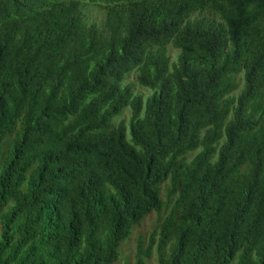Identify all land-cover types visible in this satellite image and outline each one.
Segmentation results:
<instances>
[{
  "label": "trees",
  "instance_id": "1",
  "mask_svg": "<svg viewBox=\"0 0 264 264\" xmlns=\"http://www.w3.org/2000/svg\"><path fill=\"white\" fill-rule=\"evenodd\" d=\"M50 1L0 0L11 110L52 109L35 147L58 163L27 174L2 149L0 264H115L153 212L134 264H264V0ZM92 9L120 16L112 43Z\"/></svg>",
  "mask_w": 264,
  "mask_h": 264
},
{
  "label": "clouds",
  "instance_id": "2",
  "mask_svg": "<svg viewBox=\"0 0 264 264\" xmlns=\"http://www.w3.org/2000/svg\"><path fill=\"white\" fill-rule=\"evenodd\" d=\"M39 1H43V3L45 4L54 3L50 0ZM60 1L61 0H58V2L56 3H59ZM88 17L89 16L86 15L84 19L87 22V29L94 32L98 37H106L107 42L112 43L115 39L116 30L121 27L120 16L111 15L109 12L108 14L104 13L99 15V18L97 20H94L91 17H89V19ZM175 52L177 55L178 51ZM167 53L168 54H166V56L169 59V63L176 61V55L172 54L173 51L170 52V50H168L167 48ZM162 62L164 65L167 64L166 57L163 54ZM90 71L96 72L95 63L90 67ZM161 73H166V76L172 74L170 71H162ZM134 82L135 75L132 74L127 79V83L125 82L123 85L130 86L133 89L134 93H140L137 91L138 89L142 90L143 92H146L145 95L140 93L144 98H146V96L150 93V90L142 88L134 84ZM184 84V81H180L178 79L174 81V87L176 88V90H178V92H182ZM39 85L40 84L36 83L34 86L31 87H34L36 89ZM7 86L8 85L5 84V82H3V80L0 78V137L4 138L1 139L0 142V153H2V149L6 147L11 151V156L6 159L8 162L14 165H22L23 163L27 162L28 165L25 166V168H27L28 170L27 174H29L31 170L35 169H39L40 171V168L44 167L45 165H57L58 163L55 162V160L53 159L41 158V156L38 154L37 147H35L39 143L43 142L45 135L49 132L52 126V114H54L52 109L50 107L44 108L45 110L43 108H34L25 112L21 107H17L14 109V111H12V101L9 97V88ZM23 89L27 91V88ZM40 104L43 105L42 102H40ZM194 106L197 107V110L194 113H197L198 106ZM123 113H126L125 117L123 116ZM17 115L20 116V118L16 121ZM127 117V109L123 108L120 113L113 114L112 112L111 115L102 119L97 120L93 119L92 117H89L91 121L88 123L84 122V125L86 128L95 126L96 124H110L113 126H117L122 121V119ZM24 118H26L27 120L28 127V130L25 132H23V129L20 125V122ZM69 128L70 126H68L66 123H59L57 125L56 131L58 133L60 130H68ZM13 140H16V146L10 149ZM0 167L3 168V164L0 165Z\"/></svg>",
  "mask_w": 264,
  "mask_h": 264
},
{
  "label": "rangeland",
  "instance_id": "3",
  "mask_svg": "<svg viewBox=\"0 0 264 264\" xmlns=\"http://www.w3.org/2000/svg\"><path fill=\"white\" fill-rule=\"evenodd\" d=\"M91 11H92L91 12L92 13L91 18L94 20H97L99 18V13L95 12L94 9H92ZM172 54L176 55V52L173 51ZM137 91L143 95L146 94V92H143L140 89H138ZM123 116L125 117L126 113H123ZM167 190H168V185H163L162 186V192H161V197H162L163 201L166 200ZM161 214L162 213L157 214V213L153 212L150 215H148L147 217H145L137 227L133 228L131 240L129 237L121 245V247H120L121 255L115 264H134V262H135V254L134 253H135V247H136L138 237L141 235H143V236L149 235L150 232L155 227L156 222L158 221L159 215H161ZM146 264H157V259H156V255H155L154 251L152 252V257L149 260H147Z\"/></svg>",
  "mask_w": 264,
  "mask_h": 264
}]
</instances>
